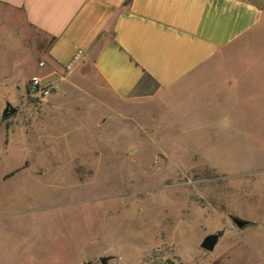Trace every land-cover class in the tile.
Segmentation results:
<instances>
[{
	"label": "rangeland",
	"instance_id": "obj_1",
	"mask_svg": "<svg viewBox=\"0 0 264 264\" xmlns=\"http://www.w3.org/2000/svg\"><path fill=\"white\" fill-rule=\"evenodd\" d=\"M9 25L0 17V264H264V101L249 105L239 83L237 106L182 88L123 102L91 71L39 98L28 81L52 84L47 40Z\"/></svg>",
	"mask_w": 264,
	"mask_h": 264
},
{
	"label": "crops",
	"instance_id": "obj_2",
	"mask_svg": "<svg viewBox=\"0 0 264 264\" xmlns=\"http://www.w3.org/2000/svg\"><path fill=\"white\" fill-rule=\"evenodd\" d=\"M0 17L47 40L54 96L91 71L123 102L182 88L237 106L239 83L264 101V0H0Z\"/></svg>",
	"mask_w": 264,
	"mask_h": 264
},
{
	"label": "water",
	"instance_id": "obj_3",
	"mask_svg": "<svg viewBox=\"0 0 264 264\" xmlns=\"http://www.w3.org/2000/svg\"><path fill=\"white\" fill-rule=\"evenodd\" d=\"M16 112V109L10 104V103H6L5 108L2 112V118H8L11 115H13ZM230 221L232 223L233 226H235L237 229L242 230L246 227H249L251 225H253L254 222H252L251 220H246V219H242L240 217L237 216H233L231 215L230 217ZM222 235V231H218L215 234H209L207 236L204 237V239L202 240L200 247L207 252H211L213 251V249L215 248L219 237ZM111 256H106V257H100L99 258V262L100 264H107L108 261L111 259ZM83 264H92L91 262H85Z\"/></svg>",
	"mask_w": 264,
	"mask_h": 264
},
{
	"label": "built area",
	"instance_id": "obj_4",
	"mask_svg": "<svg viewBox=\"0 0 264 264\" xmlns=\"http://www.w3.org/2000/svg\"><path fill=\"white\" fill-rule=\"evenodd\" d=\"M39 65L42 67L44 63L40 62ZM28 84L30 93L39 98H46L54 91V86L51 83L38 76H32Z\"/></svg>",
	"mask_w": 264,
	"mask_h": 264
}]
</instances>
